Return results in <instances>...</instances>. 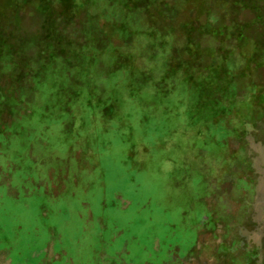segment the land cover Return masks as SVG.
Masks as SVG:
<instances>
[{
  "label": "rangeland",
  "instance_id": "obj_1",
  "mask_svg": "<svg viewBox=\"0 0 264 264\" xmlns=\"http://www.w3.org/2000/svg\"><path fill=\"white\" fill-rule=\"evenodd\" d=\"M0 264H264V0H0Z\"/></svg>",
  "mask_w": 264,
  "mask_h": 264
},
{
  "label": "trees",
  "instance_id": "obj_2",
  "mask_svg": "<svg viewBox=\"0 0 264 264\" xmlns=\"http://www.w3.org/2000/svg\"><path fill=\"white\" fill-rule=\"evenodd\" d=\"M45 201L43 203H38L36 204V218L35 220H43V222L45 221H48L49 223H52L53 220L55 219V217H62L63 216V213L61 212V210H57V211H54V209L51 208V204H50V201H51V198H49V196H51L49 193L45 194ZM44 209L45 212L42 213L41 212V209Z\"/></svg>",
  "mask_w": 264,
  "mask_h": 264
}]
</instances>
